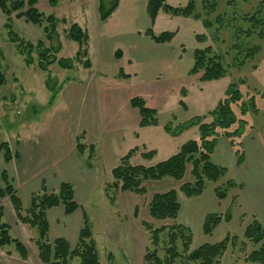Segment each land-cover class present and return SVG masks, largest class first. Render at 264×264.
Instances as JSON below:
<instances>
[{"label":"rangeland","instance_id":"1","mask_svg":"<svg viewBox=\"0 0 264 264\" xmlns=\"http://www.w3.org/2000/svg\"><path fill=\"white\" fill-rule=\"evenodd\" d=\"M95 1L59 0L55 7H50L47 0L37 3L39 11L58 19V36L51 43L44 41L45 47L60 45L55 56L57 60L68 58L72 64L70 69L62 68L56 61L47 64L46 71L41 70L37 65V50L29 54L33 63L26 65L27 54L21 53L17 43L11 41L4 26L6 17L0 10V72L4 76L0 87V142L6 141L16 155L26 144L25 149L37 155L38 162L50 163V158L54 160L56 156L72 157L73 149L85 160L88 153L92 156L93 142L96 144L93 162L99 166L97 180L101 193L96 191L80 201V205L88 216L96 242L101 228L119 240L98 237L100 264H147L145 250L152 252L156 248L157 256L164 258V247L169 244L167 231L179 222L191 231L190 250L220 241L226 234L237 235L243 240V225L254 219L264 227V161L259 160L255 151L252 157L248 156L247 166L244 164L248 146L255 150L260 148L264 153V32L262 37L256 34V31H264V27L258 23L252 25L246 19L264 8V0H165L167 6L173 8L191 3L199 17L159 10L153 23L146 12L147 0H118V7L105 20L99 19L97 10L95 14ZM110 3L111 0H105L107 6ZM72 22L82 26L88 35L82 45L67 36ZM10 26L25 41L35 43L43 39L42 27L16 16V12L11 14ZM148 29L155 34L173 32V37L168 42L156 43L145 34ZM248 29L250 32L246 34ZM197 34H203L204 41H198ZM207 45L211 46L212 54L220 57L225 75L211 82H201L198 90L189 87L191 80L185 74L153 68V61L177 53L182 54L179 64L186 65L194 49ZM78 51L80 54L76 56ZM117 51L120 58L115 56ZM87 62H90L88 66L84 64ZM230 85L240 92L239 100L231 103L236 120L226 130L217 128L216 142L220 138L227 139L235 159H229L227 153L217 154V164L224 167L225 173L213 182L214 187L228 180L233 182L225 199L215 196L210 181L205 182L201 194L186 196L179 187L192 180L189 166L181 181L171 177L145 181L144 194L121 192L111 186V170L115 165L110 167L130 150L139 147L140 151L149 152L147 149H154L153 161L136 158L139 156L136 151L131 153L130 158L140 160L136 164L144 166L154 165L176 153L177 145L191 137L184 135L188 133L186 129L172 134L164 126L170 121L172 126L183 124L193 115L205 116V122L210 121L209 103L218 96L215 106ZM133 97L141 98L147 107L156 111L160 126L147 131L142 129L145 126H138V110L130 106ZM163 129L171 136L168 137ZM234 130L240 133L231 137L224 135ZM83 142L84 152L78 148V143ZM237 154H242L241 162ZM18 158L15 168L21 165L22 169L26 164L25 151L20 152ZM129 162L135 165L131 159ZM8 176L14 186L13 176ZM170 189H179L180 215L175 219L152 218L148 212L152 196ZM97 199L102 200L103 207ZM1 202L4 205L8 200L4 198ZM116 206L119 210L114 212ZM225 212L231 216L229 221L222 220L210 235L203 233L202 224L207 214ZM144 224L153 230L163 228L159 232L158 245L151 242ZM244 242L247 252L254 248L248 240ZM242 244L229 245L221 257V264L237 261L257 264L244 260ZM175 250L179 256L173 264H199L187 259L180 239ZM70 264H78V258Z\"/></svg>","mask_w":264,"mask_h":264},{"label":"trees","instance_id":"2","mask_svg":"<svg viewBox=\"0 0 264 264\" xmlns=\"http://www.w3.org/2000/svg\"><path fill=\"white\" fill-rule=\"evenodd\" d=\"M38 1L39 0H0V10L6 17L4 26L7 27L6 29L11 37V41L17 43L18 50L21 53L26 52V65L33 63V59L29 54L37 50L39 54L37 65L41 70L46 71L47 64L50 65L56 61L59 65L61 63L60 66L62 68L70 69L72 64L68 58H60L57 60L55 56L60 45L55 47L50 44V46L45 47L44 41H47L46 43H51L58 36L56 31L58 19L52 14L45 15L43 12L39 11L36 7ZM47 1L50 7H55L59 2V0ZM117 5L118 0H111L109 6L105 4V0H98L99 19H107ZM159 10L170 11L171 14L174 15L199 17V13L196 12L194 5L191 3H188L185 7L173 8L167 6L165 0H147L146 12L151 23L154 22ZM261 10H264V8L258 9L256 13L249 15L246 19L249 20L252 25L258 23L263 28L264 11L261 14ZM13 12H16V16L24 18V20L29 23L41 26L43 39L32 43L20 38L10 26L11 14H13ZM257 13L260 14L257 16ZM210 23V21H207V25H210ZM249 32L250 30L248 29L245 33L248 34ZM263 32L264 31L259 30L256 31V34L262 37ZM145 34L156 43L168 42L173 37V32L169 31L155 34L148 29ZM67 36L79 45H82L88 37L86 31L76 22H72L68 27ZM196 36L198 41H204L205 39L203 34H197ZM252 50H256V48ZM84 52L86 53V51ZM79 54L80 51L76 52V56H79ZM115 56L119 57L120 52L117 51ZM219 58L217 54L211 53V46L209 45L203 48H196L193 51V65L189 73L200 74V81L217 80L225 75V69ZM89 63L90 62L84 64L88 66ZM242 63L243 61L240 64ZM3 83L4 76L0 72V87ZM239 98L240 92L233 85H230L226 90L224 98L219 100L215 108L209 113V117L211 118L209 122H205V116H194L183 124L177 123L175 126H172L173 124L170 121L169 124L164 126L165 130L168 132L176 134L179 133L180 130L182 131L189 127L196 126L198 128V138L183 142L176 153L150 166L140 164L131 165L129 162L131 153L137 149L130 150L129 153L120 158L118 164L111 170V175L113 177L111 186L121 192L144 194L146 192L143 185L145 181L161 180L165 177H171L177 181H181L184 177L186 167L189 166L192 180L183 182L179 188L189 197L201 194L206 181L212 183L216 182L217 179L221 178L225 173L224 167L214 164L210 157L218 136L217 128L226 130L236 120L231 109V103L238 101ZM180 103L182 107H184L181 101ZM130 105L138 110L140 115L139 125L141 127L158 124L156 111L147 107L141 98H131ZM239 133V130H234L233 132L226 131L224 135L231 137ZM78 145V148L83 147L81 143H78ZM0 152L3 154L6 163L18 157L11 152L6 141L0 142ZM143 155L152 157L154 153L153 151H149ZM237 155L238 162H241L242 154ZM89 157L91 159L92 156L89 154L85 160V164L87 165H91ZM232 185L233 182L228 180L223 185L215 186V196L218 199L225 198L228 188ZM4 198H7L11 203L18 220L35 233L33 242L36 245L38 257L44 264H70L74 258H78V264H100L96 245L92 238L91 228L85 218L83 219V224L74 247H71L64 238H55L52 241L48 238L49 226L46 217L47 210L53 206L62 204L65 213L70 214L79 207V204L74 199V190L70 183H61L56 191H46L45 187H42L41 191L32 193L27 201L23 202L17 193V189L12 185L7 172L1 170L0 200ZM3 210V206L0 205V248L13 245L19 255L25 258L27 256V249L17 238L10 234L9 225L3 220ZM179 210L180 204L174 189H170L164 193H155L148 205L149 215L158 220L175 219ZM230 218L231 216L228 212L224 214L220 213V215L217 213L207 214L202 224L203 233L210 235L222 220L229 221ZM144 226L150 233V239L152 238L151 242L158 245L160 241L159 232H161L163 228L160 227L159 229L153 230L148 224H144ZM242 234L243 240L237 235L226 234L220 241L204 243L190 250L189 247L192 242L191 231L184 225L173 224L169 227L166 234L169 244L164 247L166 253L165 257H161V259L157 256V248L152 252L147 249L144 254V261L147 264H173L177 256H179V253L176 252L175 249L176 242L180 239L182 241V250L184 253H187V259L189 261H198L199 264H221V257L228 246H235L236 243L241 244L242 242L241 249L244 251V260H250L257 264H264V227L254 219L245 227ZM247 240L251 242L254 247L249 252H247L245 248L244 241ZM235 264H239V262L237 261Z\"/></svg>","mask_w":264,"mask_h":264},{"label":"crops","instance_id":"3","mask_svg":"<svg viewBox=\"0 0 264 264\" xmlns=\"http://www.w3.org/2000/svg\"><path fill=\"white\" fill-rule=\"evenodd\" d=\"M118 3H119V1H118ZM95 7H96L95 8V14H96V10H97V13L99 14L98 0L96 2ZM117 7H118V5H117ZM157 17H158V15H157ZM178 54L179 53L175 54V56H164L161 58V60L153 61V68L157 69V70H166V73L168 72V70H175V73L180 74L181 76L183 74H185L186 78L191 80V85H189V87L192 86V89H194V90H196V89L198 90L200 88V85L202 84L201 82H211V81H200V74L197 75V74H190L189 73V71L193 65V52L191 54L190 61L188 63H186V65H180L179 64L180 59L182 57V54L181 53L179 55ZM118 58H120V56ZM154 66H156L157 68ZM197 83L199 85H197ZM217 99H219L218 96L213 98V100L209 103V105H210L208 108L209 111H211L215 108L216 105L214 106V103H215V101H217ZM138 114H139V112H138ZM193 116H196V115H193ZM136 122H138V126H140L139 125L140 115L138 118H136ZM158 126H160V124L154 125V126H150V125L145 126L142 129L147 131L148 129L157 128ZM185 131H187L188 133H186L184 135L190 136L191 139H197L198 138V128L196 126L189 127ZM163 132L168 137L171 136L168 133H166L165 130ZM82 144H84V142ZM93 144L94 145H93V150H92V158L90 160L91 165L85 164V160L87 158L84 160V158H82V157H80V155H78V152H77V150L75 151V149L72 150V157L64 158V156H56V158L54 160L52 158H50L51 163L50 162H41V161L38 162V160H39L38 156L37 155L34 156L30 151H27L25 149V147L27 145L25 144V147H23V149L20 150V152L25 151L27 158H26V164L23 165V167L21 169V165H19V166H17V168H15L14 162H17V160L19 159L18 157H17V159L13 158L10 162L6 163L4 158H3V154L0 152V171L5 170L7 172V174H10L13 176V180L15 181L14 186L17 189V193L19 194V196L23 202H26L32 193H37L38 191H41L42 187H45L46 191H56L58 189L59 185L63 182H68L73 186L74 199L79 204V207H77L72 213L66 214L64 206L61 204V205H57V206H53V207L49 208L46 212V217H47L48 226H49V231H48L49 240H54L55 238H64L65 240H67V242L69 243V245L71 247H74L76 242H77V239H78V233H79L80 227L83 224V219L85 218L90 225L88 216L84 212L82 206L80 205V201H82L83 199H85L88 196H93L96 191H98L99 194L101 193V190L98 188L99 183L97 180L100 177L99 166H96L93 162V159H94L93 154L95 155V152H96L95 149L97 148V146L94 142H93ZM181 144L182 143H180L179 146L177 145L176 152L180 148ZM95 146H96V148H95ZM9 147H10V145H9ZM84 148L85 147L83 146L81 149L83 150ZM142 148L146 149L145 146H143ZM247 149H248V152H247V156L245 155V163H244V164H246V166L250 162V160H248V156L252 157L253 154L255 153V151H257V153H258L259 160L261 159L264 161V153H261L260 148L255 150L254 147L248 146ZM147 150L153 151L154 156L153 157L144 156L143 154L147 153V151L146 150L140 151L139 147H137V150H135V151L137 152V154H139V156H137L136 158L142 157V158H145L149 161H153L155 159L154 149H147ZM84 151L85 150H83V152ZM173 151H174V149L170 150L168 155H170ZM20 152L17 151V156L19 155ZM89 152H90V150H89ZM218 153H227L229 155L228 156L229 159H231V160L235 159V156H234V153L231 149V146H230L228 140L225 138H220L214 146L213 152H212L211 157H210L211 161L214 164H217L219 161L218 159H216V156ZM88 155H89V153H88ZM88 155H87V157H88ZM78 156L80 158H82L83 160L79 159ZM170 156H167V158ZM120 158H119V160H120ZM130 159L135 164L137 161H140L138 159L134 160V158H133V160H132V158H130ZM119 160L115 164H113L110 167V169H112L114 165L116 166V164H118ZM161 161H163V160H161ZM221 161L225 162V160H221ZM30 162H32V164H30ZM157 162H160V161H157ZM37 163L39 165H36ZM212 184H213L212 188H213V192H214V183H212ZM175 191L177 192V197H178L179 189L175 190ZM226 197L227 196H225V198ZM225 198H223V199H225ZM96 202L101 204V207H103L101 199H97ZM0 203H1L0 205L3 204L1 202V200H0ZM2 206L4 209L3 210V220L5 222H7L9 225L10 234L13 237L17 238L26 247L27 256L25 258H22L19 255V253L15 250L14 246L9 245V246L0 248V263L1 264H44L39 259L38 254H37L36 245L33 242V238L35 237V233L33 232V230L29 229V227H27L25 224L21 223L18 220L9 200H8L7 204H4ZM117 210H119L118 206L115 207L114 212H116ZM180 212H181V207H180V211H179L177 217L180 215ZM104 215H106V213H104V211H103V217H104ZM109 219L112 220V218H109ZM179 224L184 225L180 222H179ZM248 224L249 223H247L245 225H248ZM245 225H243V227H246ZM90 228H91V226H90ZM91 233H92V238H93L95 245H96V250H97V244H99V242H98L99 236L103 237L105 240L119 241V240L114 239L111 234H109L107 231H105V228H103V229L101 228L100 231L97 232V238H96L97 242L95 241V239L93 237L92 231H91ZM146 249H147V247H146ZM144 254H145V252H144Z\"/></svg>","mask_w":264,"mask_h":264}]
</instances>
